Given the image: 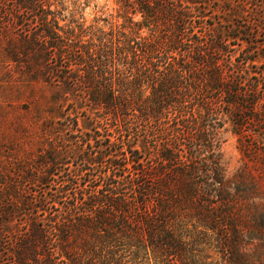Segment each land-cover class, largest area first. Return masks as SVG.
<instances>
[{
    "label": "trees",
    "instance_id": "obj_1",
    "mask_svg": "<svg viewBox=\"0 0 264 264\" xmlns=\"http://www.w3.org/2000/svg\"><path fill=\"white\" fill-rule=\"evenodd\" d=\"M220 1L114 0L117 21L84 28L65 22L64 0H0V56L62 65L41 79L62 85L63 125L40 139L62 147L48 162L77 166L58 189L31 188L21 181L55 171L16 160L14 176L0 162V264H227L210 256L235 239L218 135L227 120L238 135L259 120L264 82L245 71L264 0L223 11L257 1L246 26L209 22Z\"/></svg>",
    "mask_w": 264,
    "mask_h": 264
},
{
    "label": "rangeland",
    "instance_id": "obj_2",
    "mask_svg": "<svg viewBox=\"0 0 264 264\" xmlns=\"http://www.w3.org/2000/svg\"><path fill=\"white\" fill-rule=\"evenodd\" d=\"M242 1L244 0L217 2V8L220 7L221 10L214 13L209 22L216 24L221 21L234 26H246L247 23L258 25L259 19H254L252 14L257 1L249 2L246 9L248 13L244 16L223 13L236 8ZM63 9L65 22L72 21L74 24L84 25V28L106 26V22L117 21L114 0H64ZM118 23L121 21L118 20ZM258 40L253 45L258 49L254 56L256 62L251 63L245 72L264 82L262 34L258 36ZM237 56L241 61L243 55L240 53ZM20 57L0 56V162L7 161V168L14 176L16 160H24L26 164H30L29 168L55 171L53 176H44L39 182L22 180L21 183L31 188L44 184L43 186L58 189L62 185V170H71L77 166L74 161L63 164L62 161L48 162V158L51 159L54 152H61L62 147L56 139H49L47 136L44 139L52 144L54 150L51 149L47 143L41 142L40 134L44 135L47 131L46 134L49 135L63 125L64 118L60 119L59 116L65 108L62 106V85L58 84L59 80L54 83L51 81V84L45 83L41 75L57 80V76H62V65L45 69L35 57L34 61H30V66L25 67L19 64ZM32 74L37 79L27 86L22 85L27 80V75ZM263 89L264 85H261L260 93ZM54 101L57 103L53 107ZM243 112L247 116V111ZM257 112L259 120L242 122L244 132L241 135L234 133L237 129L228 120L218 135L224 180L222 191L226 200L225 206L231 205L234 212L235 227L234 232H231L228 225L224 232L228 237L229 233L230 236L232 234L230 238L235 239L229 249L226 247V252L211 247L210 256L215 261H220V253H223L227 264H264V102L257 108ZM212 122L214 121L208 120V124ZM19 127L26 129L25 135L19 136ZM76 130L83 131L81 118L78 119Z\"/></svg>",
    "mask_w": 264,
    "mask_h": 264
}]
</instances>
